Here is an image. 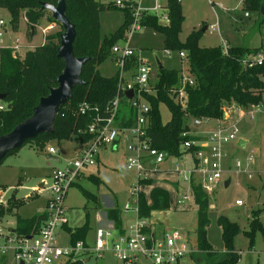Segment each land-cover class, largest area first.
I'll list each match as a JSON object with an SVG mask.
<instances>
[{"label":"trees","instance_id":"16d2710c","mask_svg":"<svg viewBox=\"0 0 264 264\" xmlns=\"http://www.w3.org/2000/svg\"><path fill=\"white\" fill-rule=\"evenodd\" d=\"M43 2L56 4L57 0H0V6L9 11L13 29L18 28L19 18L24 16L29 24L28 34L32 36L35 25L43 16L46 15L49 20H56L51 11L42 5ZM65 3V14L75 24L74 54L89 58L82 65L80 72L82 83L75 84L71 96L60 105L52 124V131L40 132L23 142L38 140L34 144L36 148L43 146L45 140L49 138L60 140L76 137L79 145L91 139L93 134L87 129L89 122L98 113H105L118 92L119 72L103 75L98 69V64L112 54L114 42L126 37L131 23L129 6L118 8L102 0H65ZM244 4L260 10L264 0H244ZM164 7L168 14V22H160L156 13L148 12L141 15L140 25L150 26L161 32L164 36V48L185 52L194 83L186 86V99L181 103L177 98V91L174 90L179 70L164 65L158 66L156 82L151 85L150 90L143 92L149 104L146 134L152 146L165 150L168 155L179 156L185 150L182 147L185 140L197 139L187 132L190 129L189 117L221 118L226 106L232 102L240 106L261 102L264 93V61L261 64L248 65L243 60L264 45H229L227 51L219 44L202 46L198 42L200 30H192L184 40H181L179 32L184 15L180 0H166ZM103 9H121L123 12L120 25L104 36L100 34L99 25V14ZM59 43L60 32H52L46 34L42 42L23 53H14L9 47H0V93L4 94L0 98L2 105L0 135L9 132L15 124L28 117L39 98L47 94L51 86L57 84L56 76L64 66L63 59L57 55ZM125 61L126 69L133 71L138 62L137 55L131 54ZM124 93L120 91L118 112L114 120V124L119 127L132 125L135 121V110L129 105ZM84 101L97 108L80 113L79 106ZM160 103H165L170 110V117L165 122L161 119ZM18 147L8 150L0 162ZM197 148L199 144H192L186 149L193 153ZM88 177L96 182L100 181L95 174H89ZM82 192L87 198L92 195L85 188H82ZM207 195L199 184H193V200L197 205L194 245L196 250L190 254L197 259L198 264H236L240 253L233 245V236L239 230L235 221L225 215L217 217L221 226L223 250H214L206 238L209 221ZM150 197L151 200L148 202L146 196L140 194L139 216L149 218L153 209L169 207V194L166 189L155 186L150 192ZM21 203L23 202L0 204V218L8 213L14 214L15 224L11 229L17 234H29L39 227L45 212L23 217L13 210ZM252 215L250 228L245 230L250 244L257 229L261 230L264 238V228L259 222L257 210H253ZM108 216L120 230L123 229L117 208L110 209ZM87 229V222L77 227L71 232L72 240L81 238ZM4 256H0V263Z\"/></svg>","mask_w":264,"mask_h":264},{"label":"rangeland","instance_id":"374dc122","mask_svg":"<svg viewBox=\"0 0 264 264\" xmlns=\"http://www.w3.org/2000/svg\"><path fill=\"white\" fill-rule=\"evenodd\" d=\"M181 8L184 15L179 32L181 40H184L192 30H200L198 42L202 46L221 44V38H226L232 45H236L241 41L246 44L251 34H254V40L251 44L264 45V4L259 10L245 6L244 0H181ZM245 11L249 13V16L244 15ZM0 17L5 20L3 26L5 38H9L8 40L11 41L12 38L17 36L22 45L20 51L22 53L26 48H33L43 41L46 34L61 33L63 31V26L59 21L49 20L45 15L35 25L34 34L29 36V24L24 16L19 18L17 29L12 28L10 13L7 8L0 6ZM122 20L123 13L120 9L101 10L99 17L100 34L102 36L110 34L120 25ZM159 21L165 22L161 18H159ZM212 24L215 25L214 29L210 27ZM205 25L208 28L202 31ZM118 43L123 45L124 39L118 40ZM128 44L139 52L141 58L148 60L151 84H154L157 80L158 62L169 68H178L182 63V59L178 56L176 50H172L170 55L165 53L163 34L150 26L140 25L133 29ZM118 68V63L113 54L98 64L100 73L107 76L114 74ZM126 76L128 75L126 74ZM251 105L240 106L232 102L224 109L228 111L227 119H221L222 121L211 119L207 122L209 128L218 125L227 127L228 131L233 127L236 128L235 138L227 141L223 147L222 164L224 170L222 182L207 195L209 221L206 228L207 240L214 250L221 251L224 247L221 238V226L217 221V217L225 215L238 224L239 230L233 236L234 248L240 253L236 264H264L262 260L264 238L261 230L257 229L255 231L252 244H250L249 236L245 233V230L250 228L253 210H257L259 222L264 228V104ZM241 107H245L246 110L250 108L253 110L251 113H244ZM159 109L162 121H167L170 117L169 108L165 103H160ZM188 123H190L189 120ZM205 123L203 121L200 126L193 127V131H196V128L201 129ZM242 137L247 141L244 146L238 144L239 138ZM36 142L38 140L21 144L16 153L6 155L0 162L1 204L24 202L17 206L18 209L17 207L14 208V211L16 212L17 209L18 214L21 216H28L37 212L42 207L46 196H49L48 190L44 188L39 195L28 198L21 197L27 193L35 194V190L29 188V185H37L42 177H44L46 185L49 184L52 169L61 166L64 160L74 157V149L79 146L76 137L60 140L49 138L45 140L43 146L38 148L34 146ZM49 145H53L58 151L56 153L58 155L57 160L47 157V147ZM107 148H111V146L109 145ZM125 156L124 145H122L119 152H112V156H108V161L100 162L98 175L101 176V181L96 182L84 175L79 179V185H73L68 189L65 204L68 207L66 215L69 225L74 226L83 223L86 211H88L90 224L92 226L96 224L98 212L94 206L97 202L87 198L83 194L82 188L97 194L102 205H104V200L108 196L113 201L116 200L118 206H122L129 198L128 186L135 174L126 167ZM117 158L119 160L115 164ZM237 160L241 161L240 167L235 165ZM90 169L93 170L94 168H87L85 174ZM94 172L97 174L96 169ZM226 178L230 179L227 185L223 182ZM18 181L23 186L18 187ZM178 190L181 193L184 188L180 186ZM149 194L150 190L148 191ZM235 199H241L242 203L237 204ZM176 205L175 196L172 193L169 208L161 211L155 210L151 215V221L156 231L159 232L179 229L187 243L195 247L197 205L193 200V196L178 206ZM9 215L13 214L8 213L6 216L1 217L0 223L9 225V217H11ZM130 216L132 217V213H130ZM7 228L10 229V227ZM57 230L61 235L60 241L62 243L66 242L68 233L59 231V228ZM87 237L92 245V230L88 232ZM181 261L183 264H198L197 259L190 254L184 256ZM4 264H14L12 257L10 256L9 261ZM86 264L124 263L114 256L112 251L107 249L89 256L86 259Z\"/></svg>","mask_w":264,"mask_h":264},{"label":"built area","instance_id":"2783aa9c","mask_svg":"<svg viewBox=\"0 0 264 264\" xmlns=\"http://www.w3.org/2000/svg\"><path fill=\"white\" fill-rule=\"evenodd\" d=\"M123 8L128 5L131 11V23L128 34L140 26V17L148 12H154L165 22H168V14L164 3L166 0H153L151 6L143 3V0H106ZM248 14L245 11V15ZM5 20L0 17V47H9L14 53L21 51V44L16 39L12 43L5 41L3 26ZM51 26V25H50ZM212 24L210 27L213 28ZM228 44L224 41L222 49L227 51ZM112 52L116 54L119 67L118 92L111 100L104 114H97L87 129L93 134L92 138L79 145L74 157L64 160L63 164L54 167L50 174V183L46 185L49 192L44 206L45 216L39 227L29 234H17L11 228L0 225V256L12 251L15 264H85V255L99 253L110 249L114 256L124 264H178L180 260L196 250L190 246L183 233L179 229L164 230L160 233L148 230L149 218L138 215V201L141 193L142 180L149 179L152 173L157 171L160 164L169 156L165 150L152 146L147 138L149 104L143 96L144 91L151 89L150 65L147 60L139 56L134 48L128 44H113ZM167 53L170 49L165 48ZM180 56L186 58L183 50H178ZM131 54H136L138 62L133 71L126 69L125 59ZM248 65L261 64L264 61V47L250 54L244 60ZM128 73V77L125 74ZM194 83V77L188 72H181L174 86L179 102L186 99V86ZM132 89V96L125 95V90ZM120 91L128 99L129 105L135 110V121L132 125L119 127L114 124L118 112ZM2 105H0V108ZM96 109L84 101L79 106V112L87 109ZM194 123H199L201 118H193ZM129 132L131 139L126 144L128 150L126 167L134 171L135 178L130 186V200L124 206V211L131 210L135 214L134 220L123 230H113L99 227L95 231V244L93 247L77 240L71 244H60L56 239V229L66 221L67 208L65 197L67 190L76 180L80 172L88 166L97 163L99 151L103 147L117 146L118 136ZM186 132L184 131L183 134ZM236 136V128L228 131L225 127L213 130L204 143L185 140L182 147L185 149L173 166V171L184 182V191L178 194L177 204L190 199L193 193V184H199L206 192H212L222 182V157L223 144ZM192 144H200L193 153L188 151ZM204 146L206 148H204ZM49 153H57L53 145L47 147ZM192 155V163H188L183 156ZM235 165L239 167L241 162L237 160ZM44 182H46L44 180ZM2 199L0 198V204ZM236 203H242L236 199ZM264 263V250L262 252Z\"/></svg>","mask_w":264,"mask_h":264},{"label":"crops","instance_id":"0c3cea01","mask_svg":"<svg viewBox=\"0 0 264 264\" xmlns=\"http://www.w3.org/2000/svg\"><path fill=\"white\" fill-rule=\"evenodd\" d=\"M102 1H104V2H106V3H108L106 0H102ZM143 3L144 4H146L147 6H151L152 4H153V0H143ZM180 3H181V0H180ZM121 10V9H120ZM122 11V10H121ZM123 13V12H122ZM244 15H245V13H244ZM245 16H249V13L248 14H246ZM99 17H100V14H99ZM145 26V25H144ZM206 28H208V26L207 25H205L204 26V29L202 30V31H204V30H206ZM215 28V26L213 27V29ZM245 34H246V31L244 32V36H245ZM243 36V37H244ZM129 37H130V34H128L127 33V35H126V37H122V38H119L118 40H120V39H124V42H126V40H128V43H129ZM9 38H5V41L7 42V43H12V42H14L16 39H18L17 38V36H15L14 38H12V40L10 41V40H8ZM118 40L115 42L116 44H119L118 43ZM254 40V34H251L249 37H248V39H247V41H246V44L245 43H243V41H241V42H239V43H236L237 45H247V46H258V45H254V44H251V42ZM19 41V40H18ZM226 42L227 44H228V46L229 45H232L230 42H229V40H227L226 38H221V44H219V45H223V42ZM42 42V41H41ZM22 47V46H21ZM28 48H26L25 50H27ZM168 49H170V48H168ZM24 50V51H25ZM172 50H176V49H170V52L169 53H167L166 51H165V48H164V51H165V53L166 54H168V55H170L171 54V52H172ZM23 51V52H24ZM176 52L178 53V50H176ZM19 53H22V52H19ZM112 54L114 55V57L116 58V54L115 53H113L112 52ZM178 56L182 59V63H181V65L177 68L178 70H179V73H181V72H188V73H190V71H189V67H188V58L186 57V58H184V57H182V56H180L179 55V53H178ZM183 59H184V61H183ZM146 60V59H145ZM147 62H148V60H147ZM159 63V62H158ZM162 65V64H161ZM159 66V65H158ZM158 66H157V68H158ZM118 70H119V68H118ZM117 70V71H118ZM116 71V72H117ZM115 72V73H116ZM127 75H128V73H126ZM126 74H125V76H126ZM191 74V73H190ZM192 75V74H191ZM193 76V75H192ZM126 77H128V76H126ZM264 94V93H263ZM258 104H264V95H263V99L261 100V102H259V103H257V104H252V105H258ZM251 105V106H252ZM242 109H243V111H244V113H251V111L253 110V109H244L245 107H241ZM248 108V107H247ZM229 110V109H228ZM234 111V110H233ZM228 118V111H226V110H224L223 111V115H222V117L221 118H201L202 120L199 122V123H194V121H193V118H188V120L190 121V123H189V128H190V131H187V132H189V133H191V134H193L195 137H197V139L195 140V142H197V143H204L205 142V139L207 138V136L213 131V130H216L217 128H220V126L218 125L217 127H212V128H209L208 126H207V122L209 121V120H211V119H216L217 121H222V120H224V119H227ZM222 119V120H221ZM207 120V121H206ZM203 121H205L206 123L204 124V126H202V128L200 129V128H196V131H193V127H196V126H200L201 125V122H203ZM220 123V122H219ZM225 128H227V127H225ZM131 139V134L129 133V132H126V133H124V134H120L119 136H118V141H117V146H111V148H107V147H103L102 148V150H101V152H99V156H98V160H97V163L95 164V165H93V166H88V167H85L81 172H80V174L78 175V177L76 178V180L72 183V185L71 186H73V185H79V183H78V181H79V179L82 177V176H84V175H86V177H88V175L89 174H95V175H97L98 177H99V180L101 181V179H100V177L101 176H99L98 175V173H99V169H100V162L102 163L103 161H108V156H112V152H114V153H117V152H119L120 151V149H121V146L122 145H124V153L126 154V156H127V153H128V150L126 149V144L128 143V141ZM239 139H242L243 140V145L242 146H244L246 143H247V141L245 140V139H243V137L242 138H239ZM239 141V140H238ZM226 143V142H225ZM224 143V144H225ZM224 144H223V147H224ZM199 146H200V144H199ZM79 147V146H78ZM77 147V148H78ZM77 148L76 149H74L75 150V153H76V150H77ZM204 148H206L205 146H204ZM110 149H111V151H110ZM18 151V150H17ZM223 152H224V148H223ZM12 153H16V151L15 152H12ZM57 153H58V151H57ZM47 154H53V155H56V153H47ZM57 156V159H58V155H56ZM125 156V157H126ZM224 156V155H223ZM181 157V155H179V156H171V155H169L161 164H160V166H159V168H158V170L157 171H155V172H153L152 173V176L149 178V179H146V180H142V184H141V193H143L145 196H146V198H147V201L148 202H150V200H151V197H150V194L148 195V191L150 190V192H151V190H152V188L153 187H155V186H157V187H162V188H164V189H166L167 190V192H168V194H169V206H170V197H171V195H172V193H173V195L175 196V204H177V202H176V199H177V197H178V194H179V188H180V186H182V188H184L185 189V187H184V182L182 181V179H180L179 177H178V174H176V172H174L173 171V166H174V164L176 163V162H178L179 161V158ZM184 157V159H186V161L188 162V163H192V161H193V156L192 155H190V154H188V155H185V156H183ZM56 159V160H57ZM121 159V158H120ZM119 160V158H117L116 159V161H115V164H116V162ZM240 161V160H239ZM64 162V161H63ZM241 162V161H240ZM222 163H223V157H222ZM241 166V165H240ZM239 166V167H240ZM94 168L93 170L92 169H90L89 171H88V173L87 174H85V172H86V169L87 168ZM222 167H223V164H222ZM95 169H96V171H97V174L94 172L95 171ZM223 170H224V167H223ZM134 172V171H133ZM223 173V172H222ZM44 177H42V178H40V179H42L41 181H39L38 182V184L37 185H35V184H33V185H29V188H31L32 190L34 189L35 190V194H32V193H27V194H24V195H22L21 197H24V198H28V197H32L33 195H39L40 194V192H42L43 190H44V188L46 189V182H44V179H43ZM89 178V177H88ZM134 178H135V175H134ZM134 178H133V180L130 182V184H129V186H128V193H129V198L124 202V204L128 201V200H130V186H131V183L134 181ZM227 179H229V178H226L225 180H227ZM225 180L223 181L224 182V184H225ZM99 182V181H98ZM229 182H230V179H229V181H228V183L227 184H229ZM18 187H20V186H23L22 185V183L20 182V181H18ZM70 186V187H71ZM17 187V186H16ZM17 187V188H18ZM69 187V188H70ZM16 188V189H17ZM89 191V190H88ZM214 191V190H213ZM67 192H68V190H67ZM89 192H91V191H89ZM92 193V195L89 197L90 199H92V200H94V201H96L97 202V204L94 206L95 207V209L97 210V221H96V224L94 225V226H92L91 224H90V221H89V218H88V211H86V217L84 218V221H83V223H81V224H79V225H74V226H71V225H69L68 224V217H67V215H66V217H67V221L62 225V226H60V227H58L59 228V231H66L67 233H68V237H67V241L66 242H64V243H62L60 240H61V235L58 233V228L56 229V239H57V242L58 243H60V244H64V245H67V244H71V243H74L75 241H77V240H82L85 244H87V245H89L90 247H93L94 246V244H95V231H96V229L97 228H99V227H104V228H109V229H113V230H120V228H118V226L115 224V222H114V220L112 219V218H110L109 216H108V211L110 210V209H112V208H117L118 210H119V213H120V218H121V222H122V226H123V229L126 227V226H128L133 220H134V218H135V214H134V212L133 211H131V210H128V211H124V209H123V206H124V204L122 205V206H118L117 204H116V200H114L113 201V199L111 198V197H107V198H105V202L103 203L104 205H102V203L101 202H99V200H98V196H97V194H95V193H93V192H91ZM140 193V194H141ZM207 194L209 193V192H206ZM92 196H95V197H92ZM192 196H193V193H192V195H191V198H192ZM20 197V196H19ZM66 197H67V194H66ZM66 197H65V200H66ZM47 199H48V196H46V198H45V200H44V202H43V204H42V207L40 208V209H38L37 210V212H35V213H33V214H36V213H42L43 211H44V206H45V204H46V202H47ZM236 200V199H235ZM20 202V201H19ZM24 203V202H23ZM23 203H21V204H23ZM9 204V203H8ZM20 204V205H21ZM238 204V203H237ZM4 205H7V204H4ZM66 205V204H65ZM179 204H177L176 206H178ZM19 206V205H18ZM14 208H16V207H14ZM66 208H67V210H68V207H67V205H66ZM169 208V207H168ZM17 209H18V207H17ZM17 209H16V213H18V211H17ZM167 209V208H166ZM14 210V209H13ZM155 210H159V211H161V210H165V209H153L152 211H151V215H152V213L155 211ZM67 213V212H66ZM130 213H132V217L130 216ZM33 214H31V215H28V216H23V217H29V216H32ZM20 215V214H19ZM151 215L149 216V221H150V225L148 226V230H151L152 232H155V233H160L159 231H156V229H155V227H154V224H153V222L151 221ZM6 216V215H5ZM9 216H11V217H9V225L8 224H2V223H0V225H2V226H4V227H10V228H13L14 227V224H15V215L13 214V215H9ZM85 222H87V226H88V229L86 230V233L81 237V238H76L75 239V241L74 240H72V236H71V232H74L75 231V229L77 228V227H79V226H81V225H83ZM12 226V227H11ZM123 229H121V230H123ZM93 231V244L91 245L90 243H89V241H88V237H87V235H88V232L89 231ZM164 231V230H163ZM105 250H107V249H105ZM110 250V249H109ZM104 251V250H103ZM111 251V250H110ZM193 253V252H192ZM93 254H95L94 252H91V253H89V254H87V255H85V257H84V262H85V264H86V259L89 257V256H92ZM96 254H98V253H96ZM191 255V254H190ZM12 257V260L14 261V264H15V260H14V257H13V253H12V251H9V253H7L4 257H3V259L1 260V263L2 264H4V263H7L8 261H9V257ZM96 256V255H95ZM98 256V255H97ZM100 256V255H99ZM182 260V259H181ZM180 260V263H182V261ZM56 264H62L61 263V261L60 262H57ZM183 264V263H182Z\"/></svg>","mask_w":264,"mask_h":264},{"label":"water","instance_id":"95a60500","mask_svg":"<svg viewBox=\"0 0 264 264\" xmlns=\"http://www.w3.org/2000/svg\"><path fill=\"white\" fill-rule=\"evenodd\" d=\"M42 5L47 7L52 16L63 26L57 55L63 59L64 66L56 76L57 84L51 86L48 93L39 98L37 104L33 107L32 113L15 124L9 132L0 135V160L8 150L20 146L26 139L32 138L40 132L52 131V124L60 105L71 96L73 86L82 83L80 72L82 65L89 58V56H76L74 54L75 24L65 14V0H57L56 4L43 2ZM158 65L160 66L161 63H158ZM125 93L131 97L133 92L132 89H127ZM3 95V93H0V98ZM238 144L242 146L244 144L243 140L239 139ZM47 157L57 159V156L53 154H47ZM228 181L229 179L225 180V185Z\"/></svg>","mask_w":264,"mask_h":264}]
</instances>
